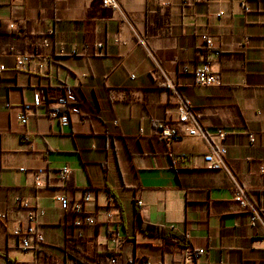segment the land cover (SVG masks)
<instances>
[{"label": "crops", "instance_id": "0c3cea01", "mask_svg": "<svg viewBox=\"0 0 264 264\" xmlns=\"http://www.w3.org/2000/svg\"><path fill=\"white\" fill-rule=\"evenodd\" d=\"M0 22V264H71V239L99 264H111L109 255L117 264H177L185 241L134 232L137 213L205 249L197 264H264V0H122L118 11L103 0H0ZM200 36L213 39L211 50ZM16 55L30 63L16 69ZM206 59L222 86L196 85ZM39 90L49 101L72 91L69 126L47 105L25 109ZM181 99L209 134L226 133L227 170L206 167L201 138L168 145L156 136L159 123L177 121ZM182 154L174 169L172 156ZM64 167L66 183L57 176ZM239 187L260 214L255 225L234 201ZM85 191L97 224L78 238L75 215L55 197L76 203ZM17 198L46 211L36 225L44 242L29 253L12 234L28 225ZM108 210L120 216L118 243Z\"/></svg>", "mask_w": 264, "mask_h": 264}, {"label": "built area", "instance_id": "2783aa9c", "mask_svg": "<svg viewBox=\"0 0 264 264\" xmlns=\"http://www.w3.org/2000/svg\"><path fill=\"white\" fill-rule=\"evenodd\" d=\"M122 0H103V5L106 8L114 11L120 10ZM245 12L249 11L246 3H241ZM11 25V28H14ZM45 46H49V41L45 40ZM199 47L205 50H211L213 48V39L209 36L199 37ZM98 47L101 49L102 44ZM64 52V51H63ZM75 54V53H73ZM218 55V53H215ZM99 55H102L101 53ZM16 69L23 68L26 64L30 63V57L26 55H16ZM4 70V67H0V73ZM188 72L187 65L183 69ZM196 85L205 87H219L223 84V78L220 72H215L212 69V61L206 59L201 67L195 69L193 72ZM132 79H135V75H131ZM168 89L176 92V87L172 83L166 85ZM68 96L59 97L55 101H49L45 97V92L39 90L35 96L32 105H26L25 109L30 110L32 108H38L43 105L49 107V114L51 117L59 120L61 126L67 127L70 125V105L76 102V98L71 90H68ZM55 103V105H54ZM54 105V106H53ZM177 121L174 123L161 122L157 125L156 136L162 142L168 145L177 143L185 137H198L201 138L209 147V152L203 156V160L206 167L210 170L228 169L226 157L228 154L227 146L223 143L226 138V133L223 130H219L216 133L209 134L203 125L201 124V116L196 113L189 101L181 99L177 106ZM23 124L28 122L29 117L27 114H23L19 117ZM255 135L250 134V144L253 147L255 145ZM181 157L172 156V166L177 169ZM42 172V171H40ZM40 173H37L34 177L36 184L40 183ZM71 175V170L68 167L57 172V176L60 182L66 183ZM55 200L60 204L61 209L64 211H71L75 215L73 227L77 231V237L83 238V228L89 226H95L97 224V218L87 212V205L93 201V194L90 191H86L80 201L71 203L65 195H57ZM17 203L23 209L28 211V225L14 230L13 235L18 239L20 248L23 250H32L37 244L44 242L43 234L37 229V222L41 217L46 215V211L42 208L32 207L28 203H23L22 199L17 198ZM234 201L238 203L244 210L251 211L253 213L252 224L255 225L261 220L260 214L254 208L247 192L239 187L234 194ZM138 206L141 207L142 203L138 202ZM105 221L107 225L112 229L109 233L110 237L116 242H119L120 235L116 228L120 223V216L117 213H112L110 210L105 212ZM6 219V215L0 213V220ZM264 240V239H263ZM206 254L205 249H198L193 245H187L182 247L179 252V259L177 264H197L198 260ZM109 261L111 264H117V258L115 255H109ZM146 264H151L147 261Z\"/></svg>", "mask_w": 264, "mask_h": 264}, {"label": "trees", "instance_id": "16d2710c", "mask_svg": "<svg viewBox=\"0 0 264 264\" xmlns=\"http://www.w3.org/2000/svg\"><path fill=\"white\" fill-rule=\"evenodd\" d=\"M3 25L4 24L0 22V28ZM178 157H181L180 161H182L183 159L187 158V155L182 154V155H178ZM132 228L134 232L140 231L148 237L159 238L165 241H176L183 239L185 243L182 245V247H185L187 245H192L188 241V239L183 238L182 235H180L176 231L144 222L139 213H137L134 218ZM77 246L78 243L75 239H71L67 241V247L65 249L66 260H70L71 264H99V259H97L96 257H89L88 255L82 253Z\"/></svg>", "mask_w": 264, "mask_h": 264}, {"label": "rangeland", "instance_id": "374dc122", "mask_svg": "<svg viewBox=\"0 0 264 264\" xmlns=\"http://www.w3.org/2000/svg\"><path fill=\"white\" fill-rule=\"evenodd\" d=\"M110 10H112V9H110ZM112 11H114V10H112ZM20 171H21V172H24L25 169H20ZM40 171H42V172H40ZM38 173H40L39 175L42 176V175H44V170H39ZM112 213H115V212H112ZM13 232H14V230H13ZM13 232H12V234H13ZM112 242H113V240H112ZM117 243H118V242H117ZM27 252H28V251H27ZM18 253H19L18 256H19L20 259H25V260L28 259L27 257H23V255H20V254H22L23 252H18ZM28 253H29V252H28ZM24 255H27V254H24ZM27 256H28V255H27Z\"/></svg>", "mask_w": 264, "mask_h": 264}]
</instances>
